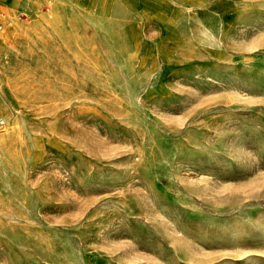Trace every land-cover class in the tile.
<instances>
[{
  "label": "rangeland",
  "instance_id": "374dc122",
  "mask_svg": "<svg viewBox=\"0 0 264 264\" xmlns=\"http://www.w3.org/2000/svg\"><path fill=\"white\" fill-rule=\"evenodd\" d=\"M0 264H264V0H0Z\"/></svg>",
  "mask_w": 264,
  "mask_h": 264
}]
</instances>
